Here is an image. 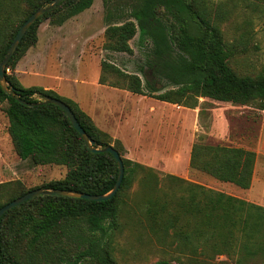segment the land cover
Masks as SVG:
<instances>
[{
    "label": "trees",
    "instance_id": "obj_1",
    "mask_svg": "<svg viewBox=\"0 0 264 264\" xmlns=\"http://www.w3.org/2000/svg\"><path fill=\"white\" fill-rule=\"evenodd\" d=\"M51 1L0 0V61L27 18ZM93 1L64 0L40 17L5 68V79L20 99L16 101L0 86V105L7 103V131L16 155L33 166L65 167L67 172L63 179L28 190L19 182L0 185V208L36 189L105 195L116 183L113 156L92 153L64 112L44 102L55 98L65 103L98 148L109 146L107 137L78 105L51 90L23 88L14 75L19 60L35 46L43 21L60 27L88 10ZM110 1L103 0L105 7L117 12ZM257 2L264 5V0ZM232 10L211 0H135L126 11L128 19L106 26L104 49L133 55L129 42L139 33L150 43L148 79L143 85L137 75L102 60L99 84L111 76L133 93L158 94L160 101L196 106L198 99H207L263 111L264 73L241 74L234 67L236 57L246 52V31L242 29L240 37L230 42L222 31ZM162 81L173 88L162 92ZM114 142L124 167L117 193L103 202L42 196L8 211L0 219V264H118L113 239L125 215L155 243L161 259L152 264H224L215 262L222 254L235 257V264H264V207L175 176H161L123 158L119 142ZM255 158V153L240 148L193 145L189 166L247 190ZM137 184L144 195L138 203L127 196ZM9 190L14 193L2 201Z\"/></svg>",
    "mask_w": 264,
    "mask_h": 264
},
{
    "label": "rangeland",
    "instance_id": "obj_2",
    "mask_svg": "<svg viewBox=\"0 0 264 264\" xmlns=\"http://www.w3.org/2000/svg\"><path fill=\"white\" fill-rule=\"evenodd\" d=\"M134 1L111 0L110 4L116 5L118 11L112 9L109 12L103 0H94L88 10L60 27L51 25L50 20L43 21L38 26L35 46L25 52L15 67L18 82L23 88L53 90L61 99L74 101L107 137L110 147L116 145L114 141L119 142L123 158L151 168L161 176H175L255 202V194L261 188L253 185V181L249 189L242 190L192 169L189 161L193 145L251 151L256 155L253 178L264 183V110L207 99H198L196 106L160 101L158 94L133 93L111 76L106 77L105 84H99L102 60L127 74L137 75L143 85L148 79L149 70L145 65L150 43L139 33L129 42L133 55L104 49L106 26L128 19L126 11ZM211 1L233 9L230 19L222 26L226 41L238 39L242 29L246 31V52L236 57L234 67L241 74L264 73V5L257 0ZM24 6L26 4L22 3L20 9ZM108 12L110 18L107 20ZM244 22L250 25H243ZM7 72L10 74L11 70ZM162 83V92L173 88L166 81ZM99 99L111 101L105 114L95 109ZM6 107V102L0 105V185L19 182L28 190L63 179L67 172L65 167L33 166L18 158L7 131ZM144 107H148V111H144L143 116L138 118L132 113V109L142 111ZM141 120L146 122V130H141L138 136L133 135L131 126H140ZM138 186L134 185L127 193L128 198L137 203L144 196ZM13 193L12 190L5 191L1 200L6 201ZM121 223L122 229L113 239L114 258L118 264H152L161 259L144 228L126 215ZM215 262L235 264L236 258L222 254Z\"/></svg>",
    "mask_w": 264,
    "mask_h": 264
},
{
    "label": "water",
    "instance_id": "obj_3",
    "mask_svg": "<svg viewBox=\"0 0 264 264\" xmlns=\"http://www.w3.org/2000/svg\"><path fill=\"white\" fill-rule=\"evenodd\" d=\"M64 0H52L46 7H40L38 8L33 14H31L27 20L22 24V26L17 31L9 49L7 50L6 54L4 55L3 59L0 61V86L4 93H6L9 96H12L16 101H20L19 97L15 94H13L12 88L8 85L6 79H5V68L8 65L9 61L11 60L12 56L16 52L18 45L22 41V38L28 31V29L44 14L52 11L54 8H56L61 2ZM44 103L56 106L61 111L64 112V114L67 116L68 120L70 121L72 127L77 131V133L80 135V137L83 139L86 146L89 148V150L92 153H109L113 156L117 163L118 167V175L116 183L113 187V189L105 194V195H88L84 193L79 192H71V191H61V190H55V191H43L41 189H36L33 191H30L23 195L22 197H19L10 203L6 204L2 208H0V219L1 217L6 214L8 211L12 210L13 208L29 201L37 197L42 196H61V197H69V198H76V199H82L86 201H92V202H103L110 200L119 190V187L121 185L123 175H124V167L121 160V157L119 153L113 149L110 146H107L105 148H98L95 141L91 140L88 135L85 133V131L80 126L79 122L77 121L74 113L72 110L62 101L55 99V98H47ZM25 104V103H23Z\"/></svg>",
    "mask_w": 264,
    "mask_h": 264
},
{
    "label": "crops",
    "instance_id": "obj_4",
    "mask_svg": "<svg viewBox=\"0 0 264 264\" xmlns=\"http://www.w3.org/2000/svg\"><path fill=\"white\" fill-rule=\"evenodd\" d=\"M51 91H53V90H51ZM107 100L106 101H101L99 99L97 102H95V109L96 110H99V111H104V114H105L107 104H110L111 103V101H107ZM140 111H141L140 108H134V109H132V113H134L135 115H137L138 118H139L140 116H143L144 111H148V107H144V108H142V111L141 112ZM130 130H131V133L133 135H137L138 136L141 133V130H142V132L144 130H146V122L144 120H141L140 126H135L133 124L131 126V129ZM252 179H253L252 180L253 181V185H257V187L261 188L258 192H256V194H255V202H253V203H255L256 205H259L261 207H264V194H263L264 193V183L258 182L254 178H252ZM258 193H260V194L258 195Z\"/></svg>",
    "mask_w": 264,
    "mask_h": 264
}]
</instances>
